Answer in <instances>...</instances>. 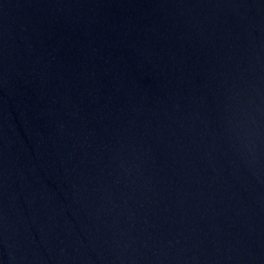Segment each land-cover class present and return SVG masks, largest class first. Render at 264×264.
I'll list each match as a JSON object with an SVG mask.
<instances>
[{
	"label": "water",
	"instance_id": "water-1",
	"mask_svg": "<svg viewBox=\"0 0 264 264\" xmlns=\"http://www.w3.org/2000/svg\"><path fill=\"white\" fill-rule=\"evenodd\" d=\"M0 264H264V0H0Z\"/></svg>",
	"mask_w": 264,
	"mask_h": 264
}]
</instances>
